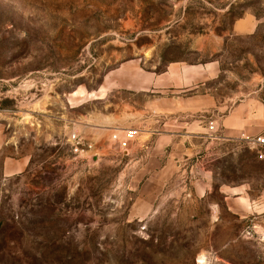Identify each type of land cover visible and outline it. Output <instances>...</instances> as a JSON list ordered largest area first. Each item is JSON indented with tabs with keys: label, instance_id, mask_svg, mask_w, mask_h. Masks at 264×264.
Instances as JSON below:
<instances>
[{
	"label": "rangeland",
	"instance_id": "374dc122",
	"mask_svg": "<svg viewBox=\"0 0 264 264\" xmlns=\"http://www.w3.org/2000/svg\"><path fill=\"white\" fill-rule=\"evenodd\" d=\"M248 16L256 32L231 36ZM196 47L218 50L236 78L223 74L229 88L252 89L264 70V0H0L1 154L28 161L0 179V264H264V198L254 192L264 166L247 148L214 163L218 182L255 189L253 209L234 216L218 194L197 200L178 179L151 206L137 200L147 160L117 147L114 128L72 151L71 133L140 131L130 106L146 94L116 81L199 60Z\"/></svg>",
	"mask_w": 264,
	"mask_h": 264
},
{
	"label": "crops",
	"instance_id": "0c3cea01",
	"mask_svg": "<svg viewBox=\"0 0 264 264\" xmlns=\"http://www.w3.org/2000/svg\"><path fill=\"white\" fill-rule=\"evenodd\" d=\"M256 28L257 21L253 17L240 18L232 24L231 36H252ZM194 51L199 60L169 61L159 74L138 75L130 85L116 81L115 89L130 90L131 95L146 94L136 108L134 102L130 106V113L143 120L140 131L138 128L119 129L118 124L111 122L98 129L88 128L81 143L85 142L89 148L95 141L94 133L102 131L100 128H114L119 134H113L116 139L111 135L110 139L119 147L118 142L131 131L127 152H141L147 160L137 173L138 178L134 177L137 200L151 206L170 179H178L180 183L191 184L189 191L195 199L204 200L216 193L226 214H242L240 211L253 209L252 190L255 189L246 181L218 182L214 163L240 156L243 147L255 163L264 166V159H257L245 144L248 139L264 134V70L259 71L252 89L244 91L242 85L229 88L228 83L221 80L223 74L226 73L227 80L236 78L225 71L215 56L218 50L207 54L203 48L196 47ZM247 60L251 62L250 55ZM114 106L115 110L109 114L112 120L119 113L117 109H122L120 104ZM139 133L143 136L138 137ZM4 146L7 145L0 141V179L20 174L28 163L23 157L2 155ZM254 192L263 199L264 184Z\"/></svg>",
	"mask_w": 264,
	"mask_h": 264
},
{
	"label": "built area",
	"instance_id": "2783aa9c",
	"mask_svg": "<svg viewBox=\"0 0 264 264\" xmlns=\"http://www.w3.org/2000/svg\"><path fill=\"white\" fill-rule=\"evenodd\" d=\"M132 132L128 131L124 134V137L122 140L118 142V145L120 148H125L127 141L132 138ZM112 139H116L115 135H112ZM69 141L71 143L72 151L76 152L77 147L80 145L81 139L80 137L75 134L71 133L69 135ZM247 147L249 150L253 151L257 159H264V134L258 135L252 139H248L246 141Z\"/></svg>",
	"mask_w": 264,
	"mask_h": 264
}]
</instances>
